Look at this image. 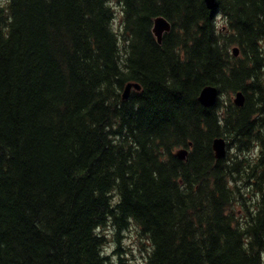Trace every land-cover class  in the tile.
<instances>
[{"label": "trees", "instance_id": "16d2710c", "mask_svg": "<svg viewBox=\"0 0 264 264\" xmlns=\"http://www.w3.org/2000/svg\"><path fill=\"white\" fill-rule=\"evenodd\" d=\"M113 1L0 0V264H264V0Z\"/></svg>", "mask_w": 264, "mask_h": 264}, {"label": "rangeland", "instance_id": "374dc122", "mask_svg": "<svg viewBox=\"0 0 264 264\" xmlns=\"http://www.w3.org/2000/svg\"><path fill=\"white\" fill-rule=\"evenodd\" d=\"M113 7L116 13L115 25L117 26L120 22L122 9L117 0L113 1ZM223 24L224 21L222 18H218V27L224 26ZM221 100L225 103L227 97L222 96ZM100 232L104 234L108 241L105 246V251L108 255L113 256L114 251L121 247V254L128 264H147L148 255L151 252V245L148 239L141 234L135 223L129 222L127 227L121 230L117 226L109 224L107 227L100 229Z\"/></svg>", "mask_w": 264, "mask_h": 264}, {"label": "water", "instance_id": "95a60500", "mask_svg": "<svg viewBox=\"0 0 264 264\" xmlns=\"http://www.w3.org/2000/svg\"><path fill=\"white\" fill-rule=\"evenodd\" d=\"M206 4L209 9H213L215 5V0H205ZM171 30L170 23L162 16L156 17L154 19V27H153V33L157 37L158 43H161L162 36L165 32H169ZM234 55L238 56L239 51L237 48L233 50ZM135 88L137 90L140 89V86L136 83H129L126 85L124 92H123V98L128 99L130 97L132 89ZM219 97V91L217 87L215 86H206L204 87L199 95V101L202 105L205 107H211L216 104L217 99ZM234 103L238 106H243L245 103V97L242 92H237ZM227 142L224 138H216L213 141V150L215 152V156L218 159L224 158L227 154L226 149ZM177 157L180 159H185L188 155L187 149H181L176 153Z\"/></svg>", "mask_w": 264, "mask_h": 264}]
</instances>
